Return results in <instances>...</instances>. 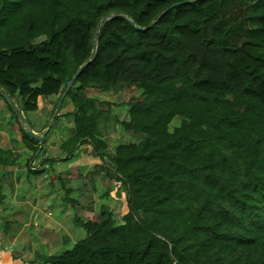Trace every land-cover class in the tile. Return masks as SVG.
<instances>
[{
	"label": "trees",
	"instance_id": "16d2710c",
	"mask_svg": "<svg viewBox=\"0 0 264 264\" xmlns=\"http://www.w3.org/2000/svg\"><path fill=\"white\" fill-rule=\"evenodd\" d=\"M230 1L0 0V89L14 117L84 65L66 92L75 111L64 145L90 144L96 172L125 189L121 222L105 205L83 220L67 195L86 236L44 264H264V0H240L234 26ZM111 14L121 16L99 26ZM235 30L248 39L226 42ZM120 84L141 90L123 119L86 94ZM111 120L135 140L109 154L101 125ZM10 154L0 150L6 165Z\"/></svg>",
	"mask_w": 264,
	"mask_h": 264
},
{
	"label": "crops",
	"instance_id": "0c3cea01",
	"mask_svg": "<svg viewBox=\"0 0 264 264\" xmlns=\"http://www.w3.org/2000/svg\"><path fill=\"white\" fill-rule=\"evenodd\" d=\"M90 90L100 93L99 89L88 88V96ZM60 110V114L68 115L55 120L54 138H46L50 128L45 138L33 145L39 147L34 153L23 143L21 128L0 91V150L11 152L7 156L10 164L6 165L5 157L0 158V264H44L42 257L70 250L79 241L75 236L82 235L83 229L73 221L81 206L75 212L66 195L81 203L77 175L85 176L86 165L99 164L101 160L96 154L91 160L84 158L83 147H91L88 143L69 154L70 147L64 144L73 136L75 108L70 101H64ZM95 172L89 180L101 181V173ZM51 178L57 179L51 183ZM58 178L65 181L68 191L71 188L70 194H66Z\"/></svg>",
	"mask_w": 264,
	"mask_h": 264
},
{
	"label": "rangeland",
	"instance_id": "374dc122",
	"mask_svg": "<svg viewBox=\"0 0 264 264\" xmlns=\"http://www.w3.org/2000/svg\"><path fill=\"white\" fill-rule=\"evenodd\" d=\"M245 6L242 4L240 0H231L226 11V19L230 26H234L239 24L245 16ZM245 26H251L249 23ZM248 39V34L243 30H235L227 39L226 42L234 43L237 45L242 44ZM41 39H38L40 41ZM68 83L63 87L64 91H62L59 95L54 97H40L38 99V106L35 111H29L24 113L20 111L21 119L16 121L17 125L24 129H36L40 133L47 132L51 128V132L46 137L47 139L54 138L52 131L54 129V122L60 116H67V113H61L60 107H58L59 100L62 94L66 91ZM98 90V89H97ZM87 92V91H86ZM100 93L95 92L94 90L88 91L90 96H94L99 100H106L112 103V113L119 119L124 118L125 112L130 107V103L134 100H137L141 97V90L134 86H126L124 84H120L117 87L111 88L108 91H100ZM18 100V99H17ZM63 101H70L69 97H65ZM16 102V101H15ZM16 108L19 110L21 106L16 104ZM63 109V108H62ZM13 114V113H12ZM16 119V117H15ZM67 120V119H65ZM56 123V122H55ZM70 123V119H69ZM179 123V118H175L169 128L173 129ZM102 129V140L107 144V151L109 154H112L115 150V147L121 143H131L135 140V137L131 135L129 132L124 130L119 124L115 125L113 120L105 124L101 125ZM86 148V149H84ZM89 151H88V150ZM85 152V153H84ZM84 158L89 160L92 159V156L95 154L93 147L85 146L83 147L82 152ZM97 164L90 163L86 165L85 176L77 175L79 179L75 180L76 184L79 185L78 198L82 201L80 204L81 207L78 208V213L83 220H95L98 217L100 208L102 205H105L111 209L115 218L118 222H121V216L127 211L126 197H125V189L123 186L116 181L103 179L100 181L99 179L93 180L92 182L89 180V176L94 174L96 171ZM96 173V172H95ZM101 175H98L100 177ZM89 180V181H86ZM85 182V184H83ZM83 186V187H82ZM68 188V187H67ZM71 190V188H69ZM67 196V195H66ZM83 209V210H79ZM77 210V208H76ZM83 235V236H82ZM82 235L79 236L77 234L75 236V240H80L86 236L84 230H82ZM73 243L71 244V246ZM68 246V247H71Z\"/></svg>",
	"mask_w": 264,
	"mask_h": 264
},
{
	"label": "water",
	"instance_id": "95a60500",
	"mask_svg": "<svg viewBox=\"0 0 264 264\" xmlns=\"http://www.w3.org/2000/svg\"><path fill=\"white\" fill-rule=\"evenodd\" d=\"M182 3H183V2H178V3L174 4L173 6H175V5H180V4H182ZM173 6H170L169 8H167V9H165L163 12H161V13L159 14V16H158V17H157V18L151 23V25L155 24V23L158 21V19H159L163 14H165L170 8H172ZM117 16H121V14H111V15H109V16H107V17L101 19L99 26H101L102 24H104L107 20H110V19H112V18H114V17H117ZM138 28H139V29H142V30H145V29H146V28H143V27H138ZM94 49H95V48H94ZM83 67H84V65L80 66V68L78 69V71L75 73V75L73 76V78H72V79L70 80V82L68 83V86H67L66 91L62 94V96H61V98H60V100H59V103H58V107H57V109L61 106L62 101H63V99H64L65 96H66V92H67V90L73 85V83L75 82V80H76L78 74H79L80 71L83 69ZM0 91H1V89H0ZM18 116H19V119H21V114H19ZM26 130H27L28 134H29L32 138H34L35 140H37V141H42V140L45 138L46 134H47V132H44L43 134L39 135V134L35 133V132H34L32 129H30V128H28V129H26Z\"/></svg>",
	"mask_w": 264,
	"mask_h": 264
}]
</instances>
